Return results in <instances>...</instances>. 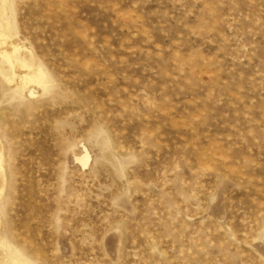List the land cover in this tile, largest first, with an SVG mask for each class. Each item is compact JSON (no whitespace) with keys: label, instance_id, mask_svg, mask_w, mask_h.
Returning <instances> with one entry per match:
<instances>
[{"label":"rangeland","instance_id":"1","mask_svg":"<svg viewBox=\"0 0 264 264\" xmlns=\"http://www.w3.org/2000/svg\"><path fill=\"white\" fill-rule=\"evenodd\" d=\"M8 20L46 82L0 75V264H264V0H0Z\"/></svg>","mask_w":264,"mask_h":264},{"label":"bare ground","instance_id":"2","mask_svg":"<svg viewBox=\"0 0 264 264\" xmlns=\"http://www.w3.org/2000/svg\"><path fill=\"white\" fill-rule=\"evenodd\" d=\"M6 0H1L2 4ZM10 21H0V75L8 82L19 81L18 72L28 70L27 73L21 76V82L24 87H29L31 83L44 84L45 72L42 68H36L34 64L35 56L33 51L20 44L7 35L6 29L10 27ZM30 95L35 96L37 91L29 89ZM4 147L0 144V198L3 194L6 183V172L4 167ZM89 156H84L83 162L86 165L89 161ZM1 223V222H0ZM18 260V257H14Z\"/></svg>","mask_w":264,"mask_h":264}]
</instances>
